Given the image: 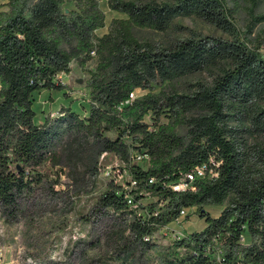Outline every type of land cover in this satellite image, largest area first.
Returning a JSON list of instances; mask_svg holds the SVG:
<instances>
[{"label":"trees","instance_id":"16d2710c","mask_svg":"<svg viewBox=\"0 0 264 264\" xmlns=\"http://www.w3.org/2000/svg\"><path fill=\"white\" fill-rule=\"evenodd\" d=\"M77 1L78 11L64 12L63 0H6L0 10V214L15 217L45 165L59 162L63 140L77 137L93 155L110 152L126 162L135 183L129 190L108 185L95 201L123 220L118 264L134 263V251L149 249V236L187 208L203 226L171 238L155 264H264V173L256 167L264 164V57L252 37L264 0H107L123 17L100 36L95 0ZM240 13L242 31L234 24ZM176 17H196L229 38L196 35L156 46L133 33L165 32ZM92 54L98 61L88 71L86 114L61 105L35 123L32 94L62 91L57 74ZM202 71L208 82L175 87ZM135 89L146 92L130 98ZM132 150L146 156L144 169L129 161ZM210 159L216 176L195 180L193 191L167 186ZM146 195L154 201L138 207ZM206 205L221 206L217 216Z\"/></svg>","mask_w":264,"mask_h":264},{"label":"rangeland","instance_id":"374dc122","mask_svg":"<svg viewBox=\"0 0 264 264\" xmlns=\"http://www.w3.org/2000/svg\"><path fill=\"white\" fill-rule=\"evenodd\" d=\"M107 0H95L97 8L103 13V26L94 31L95 36L105 33L112 18L123 17L107 7ZM6 0H0V10L6 9ZM81 4L77 0H63V11H78ZM264 11V2L257 12ZM244 15L240 13L234 20L238 31H242ZM135 37L156 46H164L175 40L189 36L213 35L222 39L229 36L196 17H176L165 32L148 28H134ZM252 37L260 43L259 53L264 57V20L253 28ZM97 57L80 65L72 59L67 73L57 74L64 84L62 91L34 92L31 96L33 121L39 123L44 117H53L59 107L69 106L80 116L88 109V71H94ZM210 76L202 71L186 76L175 82V87L185 91V84L194 81L208 82ZM158 88L153 86V91ZM146 92L135 89L133 97ZM112 136V133H107ZM91 157V161L89 160ZM129 161L142 169L147 166V158L132 150ZM93 165V166H92ZM264 173V164H256ZM42 182L22 195L18 203V213L13 218L0 214V264H118L116 247L123 231V220L107 210H97L95 201L108 185L127 189L129 174L126 162L120 161L110 152L92 154L89 146L77 137H66L61 145V157L57 164L45 165ZM151 195L140 200L146 206L153 202ZM221 206L206 205L205 211L217 216ZM138 213H143L137 208ZM203 219L197 216L195 208H187L179 217L178 223H168L167 229H156L150 236L149 249L133 253L134 263L155 264L158 253L171 239V231L190 232L200 229ZM245 241H247L245 239ZM123 264H129L126 261Z\"/></svg>","mask_w":264,"mask_h":264},{"label":"built area","instance_id":"2783aa9c","mask_svg":"<svg viewBox=\"0 0 264 264\" xmlns=\"http://www.w3.org/2000/svg\"><path fill=\"white\" fill-rule=\"evenodd\" d=\"M132 97H133V93L130 94V98ZM216 166H217V163L214 162L212 159H210L208 163H201V164L195 165L188 172H186L183 176L179 177L174 182L168 183L167 186L171 190L177 191V192H181L185 190L193 191L195 189L194 184H193L195 180L202 179V178H212L216 176V170H215ZM151 181H152L151 178L148 179V182H151ZM134 186H135L134 181L131 180L129 177L128 182H127V190H129L131 187H134ZM125 200H126V203L129 205L134 204L132 197L128 192L125 194ZM156 211L157 210L153 211L152 214L155 215ZM183 214H184V209L179 210L178 216L174 220H172V222L178 223L179 217H181ZM162 228L167 229L168 228L167 224L163 225ZM181 235H182V231L172 229L171 238L178 237Z\"/></svg>","mask_w":264,"mask_h":264}]
</instances>
